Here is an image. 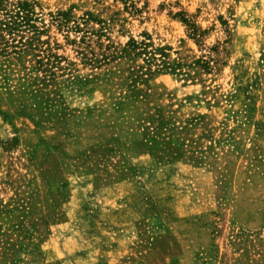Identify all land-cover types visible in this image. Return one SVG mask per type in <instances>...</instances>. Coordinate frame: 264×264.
I'll list each match as a JSON object with an SVG mask.
<instances>
[{
	"label": "rangeland",
	"instance_id": "1",
	"mask_svg": "<svg viewBox=\"0 0 264 264\" xmlns=\"http://www.w3.org/2000/svg\"><path fill=\"white\" fill-rule=\"evenodd\" d=\"M18 1L0 264H264V0Z\"/></svg>",
	"mask_w": 264,
	"mask_h": 264
},
{
	"label": "trees",
	"instance_id": "2",
	"mask_svg": "<svg viewBox=\"0 0 264 264\" xmlns=\"http://www.w3.org/2000/svg\"><path fill=\"white\" fill-rule=\"evenodd\" d=\"M34 22V12L30 3L18 1L14 4H8L6 0H0V52H5L10 47L23 46L24 40H22L21 34L25 31H31L32 34L38 33L39 29L34 25ZM127 47L129 51L134 52L136 55H146L147 61L154 58L152 57L153 54L148 53L146 50L143 41L130 40ZM156 51L160 53V56H165L163 49H157Z\"/></svg>",
	"mask_w": 264,
	"mask_h": 264
}]
</instances>
